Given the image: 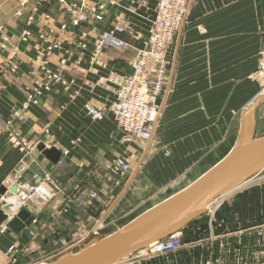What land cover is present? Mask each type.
<instances>
[{"label": "crops", "instance_id": "1", "mask_svg": "<svg viewBox=\"0 0 264 264\" xmlns=\"http://www.w3.org/2000/svg\"><path fill=\"white\" fill-rule=\"evenodd\" d=\"M43 1L33 34L27 43L19 44L20 73L5 79L0 93V187L7 194L0 206L20 198V190L27 191L23 186L35 183V178L50 199L42 201L25 192L28 197L16 212H6L9 219L0 226V264L14 261L10 248L20 244L42 246L59 237L69 243L102 226L120 230L178 192L187 184L175 191L176 179L193 182L231 150L243 112L260 93L253 74L264 31V0H191L182 28L168 47L170 72L150 139L126 142L108 112L95 119L88 109L89 104L101 106L114 98L115 87L101 78L114 72L130 74L134 51L107 49L100 64L89 69L84 81H77L75 90L54 89L39 106L22 113L24 121L16 120L13 111L21 106L22 85L34 86L28 70L42 55L37 33L49 28L44 15H51L55 27L69 22L55 0ZM116 1L120 6L108 5L76 33L87 32L83 37L91 43L122 17L146 36L143 19L124 12L125 0ZM156 1L133 0L131 6L141 15H150ZM17 7L18 0H0V23L15 41L25 23V16H14ZM121 36L132 40L128 33L117 35ZM50 60L56 66V57ZM255 129L258 136L264 134V103L255 112ZM11 130L29 144L27 151L11 143ZM40 142L58 149L61 162L47 159L37 148ZM115 156L132 163L124 177L104 167ZM10 190L18 193L11 196ZM93 192L97 197L91 198ZM217 202L180 232L184 242L180 249L122 264H264V175L252 177ZM22 210L31 214L32 222L19 233L8 232V221ZM81 227L84 231L75 233ZM66 231L75 234L68 238ZM59 251L28 264L50 259Z\"/></svg>", "mask_w": 264, "mask_h": 264}, {"label": "bare ground", "instance_id": "2", "mask_svg": "<svg viewBox=\"0 0 264 264\" xmlns=\"http://www.w3.org/2000/svg\"><path fill=\"white\" fill-rule=\"evenodd\" d=\"M55 1L59 7V10L62 13L69 16V22H61L57 25V27H55L51 24L52 22L51 15L48 13L44 15L43 20L46 23H48L49 28L44 31H38L37 33L38 47H39L38 49L40 50V53H42V55H40L41 58L32 66V68L35 70L33 72H31V70H28V75L32 79L38 82L40 81V86L36 88L42 91V97H44L46 94L53 91L54 89L62 92L70 91V89L75 90L77 81H84L89 69L92 68V66L100 64L101 56L107 49L111 48L126 52L134 51V54L130 62V66L132 68L130 74H122L119 72H114L106 78H101V81H104L105 83H109L115 87L116 91L114 98L108 104H104L101 106H95L89 104L88 109L90 115L95 119H101L104 115V112H108L111 115L112 120L116 125V127L122 132L124 140L126 142H130L135 138H141L144 140L150 139L152 137L153 122L159 115L160 99L165 91L167 79L169 77V72H170L171 61L168 52V47L174 42V40L176 39L182 28V25L189 12V4L191 0H157L154 10L150 15H141L137 10L133 9V7L131 6V4H133V0H125L126 4L121 6L124 12L142 18L143 22L148 27V34L146 36L142 35L133 23L129 21H125V19H123L122 17H118L116 23H114L112 27L100 31L97 34L95 40L91 43L83 37L84 35H86L87 32L84 31L81 36H79L76 33L77 27L73 26L74 22L76 20H80L79 18L81 16L91 13L93 9H98L99 13H102L107 10L108 5L113 4L115 6H120V4L116 0H106L105 2H103V0H55ZM43 4H44L43 0H36L34 2H31V0H18V7L14 13V16L16 18H21L25 16V23L17 41L13 40V38L7 33L5 25L3 23H0V26H3L5 33L9 38V41L7 40L5 42L7 44L6 49L0 51V53H3V59L0 61V63L8 57L9 51L13 46V44L18 45V56H17V61H15V70L13 72V75L9 74L5 76L4 78H2L3 81L9 78L10 76H18V74L20 73L21 65L19 61V44L27 43L29 41L34 31L33 26L36 23L38 14ZM99 13H97L94 17H96ZM94 17H89L88 20H86V22L88 21L89 23ZM125 33H128L131 36L132 40L130 42L126 41L122 36L117 37V35H124ZM261 35L263 36H261V47L258 55V59H259L258 68L256 72L253 74L255 80L259 81L260 83V93L257 95V97L264 94V31L261 33ZM19 38H24L27 41L18 42ZM49 48L51 49L49 51L50 55H47L45 51H48ZM64 51H71L74 55L62 56ZM53 56L56 57L57 60L56 66H54L50 60V57ZM129 78L130 81H138L137 83L141 84V88H139V92H138L139 95L138 97H133V98H127L128 95H126L125 97L121 96L120 101H118V92H117L118 83L116 84L112 81H125L126 79ZM150 80L163 81V84L165 83L164 89L163 91H161L159 97L157 96V92L160 89L158 85L153 87L154 93L152 94L148 91L147 85L144 84ZM44 81H70V87L69 89H66L63 84H54L55 85L54 87H52L49 91H46L44 90V87L41 85ZM0 85L2 86V84ZM34 87L35 85L31 87L32 89L31 92H34ZM73 97L74 96L71 95V98ZM151 99L154 100V102L150 101ZM255 99L247 106V108L255 101ZM263 103H261L260 106ZM30 108L31 107L29 106L27 110H29ZM14 111H13V116L16 118ZM24 111L21 112L19 117H23L22 113ZM121 111L124 113V115L122 116H120ZM255 112L253 119L254 129H255ZM117 119L119 122H123L124 124H126L127 127H130L129 129L131 131L123 132V130L115 122L117 121ZM241 124H242V118H241ZM138 128L141 129L143 132L134 131L135 129ZM240 130H241V125H240ZM255 135L258 136L256 134V129H255ZM8 138L11 141V143H13L15 146L19 147L23 151H27L30 148L29 144L26 141H24L16 131L11 130L8 134ZM39 144H43L45 148H47L44 143L40 142ZM50 148H55V147H50ZM56 150L59 151L58 149ZM44 156L47 158L46 155ZM142 161H143V157L140 159L135 170L133 171L131 179L138 172ZM58 162H61V152L59 155V159L57 160L56 163ZM120 162L126 164L128 168L125 170L122 167H120L119 166ZM104 167L108 173L118 177H124L132 170V163L126 157L115 156L111 158L105 164ZM262 171H264V169ZM261 172L253 175L252 177L260 174ZM252 177H250L249 179H251ZM23 187L25 188V190H27L25 192L37 196L42 201H48L50 199V196L43 189L40 183V179L38 178H35V183L31 185H24ZM25 192H22V189L20 190L19 193L13 190L9 192V195L13 196L18 193V196L21 199L17 197L15 198H17L19 201H21V203H23L22 202L23 196L24 197L26 196ZM6 195L7 194L5 193L3 197H5ZM224 196H220L219 198ZM3 197L1 198V200L3 199ZM95 197H97V193L96 192L91 193V198H95ZM219 198H216L212 202H210L208 204V209L209 206ZM6 205H8V203ZM11 207L12 206L10 205V209ZM148 209L138 214L135 218H137L139 215H141ZM135 218H133L131 221L127 223V225H125L123 228L117 231L120 232L123 229H125ZM182 230L169 235L172 236L178 234V237L181 242L179 248L173 251H176L184 246V242L180 234ZM97 234H98L97 229H93L90 232H88V234L77 240L78 242L81 240L82 243L81 248L84 249L86 247H89L93 243L101 241L102 239H104L106 236L109 235L108 234L102 239L95 241L94 237ZM77 241H74L71 244L72 245L71 247L60 250L59 253L55 254L57 256L33 264L52 262L58 258L79 251L78 250L79 244L77 243ZM156 242L158 241L151 243L149 246H147L146 248L140 251V253H142L145 259L152 258L151 254L154 253L157 254V252L156 251L154 252L153 250H151V252H148V250L145 251L147 248L153 246ZM173 251H169V252H173ZM130 256H128L127 258H129ZM127 258H125L122 262L118 264H122L123 262H125ZM126 262L133 263V260Z\"/></svg>", "mask_w": 264, "mask_h": 264}, {"label": "water", "instance_id": "3", "mask_svg": "<svg viewBox=\"0 0 264 264\" xmlns=\"http://www.w3.org/2000/svg\"><path fill=\"white\" fill-rule=\"evenodd\" d=\"M264 102L260 95L245 110L241 130L231 151L211 169L191 184L135 218L125 229L112 232L89 247L52 262L41 264H118L140 252L155 241L182 230L187 224L208 210V204L242 186L250 177L264 169V134L255 135L254 112ZM38 150L53 163L60 152L38 145ZM6 192L0 187V200ZM10 205L0 206V226L9 219ZM26 210L7 223L8 232L19 233L32 222Z\"/></svg>", "mask_w": 264, "mask_h": 264}, {"label": "built area", "instance_id": "4", "mask_svg": "<svg viewBox=\"0 0 264 264\" xmlns=\"http://www.w3.org/2000/svg\"><path fill=\"white\" fill-rule=\"evenodd\" d=\"M105 1L106 0H103V2H105ZM97 13H99L98 9H93L91 11V13L83 15L84 17L81 16L79 18L80 20H76L74 22L73 26L78 28V27L82 26V24H88V21L86 22V20H88L89 17H94ZM7 40L9 41V38L6 35L3 26H0V51L6 49L7 44L5 42ZM26 41L27 40L24 38H19L18 42H26ZM62 48H63V46H62ZM50 50L51 49L49 48L48 51H45L47 55H50V52H49ZM67 55H74V54L71 51H64V53L62 54V56H67ZM17 56H18V45L13 44V46L11 47V49L9 51L8 57L0 63V84H1V81H3L2 78H4L5 76H7L9 74L13 75V72L15 70V61H17ZM71 67H72V65H71ZM29 70H31V72H33L35 69L31 68ZM112 82H114L116 84L118 83V91H117L118 92V101H120L121 96L125 97L126 95H128L127 98L138 97L139 88H141V84L137 83L138 81H130V78H129V79H126L125 81H112ZM54 84H63L66 89H69V87H70V81H44L41 85L44 87V90L49 91L52 87L55 86ZM144 84L147 85L148 91L152 94L154 93L153 87L158 85V87L160 88L157 92L158 97H159L161 91H163L164 85H165V83L163 84V81H156V80H150ZM1 88L2 87L0 85V90H1ZM36 95H38V96H36ZM40 95H42V91H40L38 88H35L34 92H31L29 94V96L27 97L28 99H26L24 101L22 110H15L14 111L15 116L19 117L22 111L27 110L28 107L31 105L32 101L36 103V101L33 100L34 99L33 97L36 96V99H37V97H39ZM150 101L154 102V100H152V99ZM120 114H121L120 116L124 115V113L122 111ZM115 122L123 130V132L131 131L129 129L130 127H127L126 124H124L123 122H119L118 119ZM134 131L143 132L139 128L135 129ZM119 166L125 170L128 168V166L122 162H120ZM27 197L28 196H25V197L23 196V200H22L23 203ZM77 243L79 244L78 250L82 249L81 248V246H82L81 240L79 242L77 241ZM180 243L181 242H180V239L178 237V234L172 235V236H169L168 238H166L164 240L156 242L153 246H151L150 248H147L145 251H147V250H148V252H151V250H153L154 252L156 251L157 254H155V253L151 254V257H155L156 255L166 254L169 251H173V250L179 248ZM55 256H57V255H55ZM53 257L54 256L48 257V258H53Z\"/></svg>", "mask_w": 264, "mask_h": 264}, {"label": "rangeland", "instance_id": "5", "mask_svg": "<svg viewBox=\"0 0 264 264\" xmlns=\"http://www.w3.org/2000/svg\"><path fill=\"white\" fill-rule=\"evenodd\" d=\"M82 25H84V24H82ZM261 36H263V35H261ZM3 83H4V81H1V84H2L1 87L2 88L0 90V93L3 91V87H5ZM33 83L35 85L34 89L36 87H39L40 86V81L39 82L38 81H33ZM20 90H21V92L23 94V96H22L23 99H22V102H21V106L19 108L15 109V110H22L24 101L26 99H28L27 97L29 96V94L32 91L31 88L26 87V86H23V85H22V89H20ZM36 96H38V95H36ZM36 96L33 97L34 98L33 100H35L36 103L32 101L30 107H32V106H39L41 104L42 95H40L39 97H37V99H36ZM16 118H17L16 120L24 121V118L23 117H20V118L19 117H16ZM260 174H261V176H263L264 175V171H262ZM176 180H177L175 182L176 184L174 183L176 185V187L174 189L175 191L178 190V189H180V188H182V186H185L186 184L188 185V183L190 181V180H182L181 178L176 179ZM217 203H218L217 200L214 201L209 206V209L212 206H214V205L216 206ZM105 227L106 226H102L101 230L100 229H97L98 234L94 237L95 241L99 240V238L102 239L103 237L106 236L105 235V236L102 237L103 234H109V233L112 232L111 230H116V228L118 229V226L116 228L110 227V229H106ZM83 231H84L83 230V227H81L80 231L79 230L78 231H75V233H77V232H81L82 233ZM75 233L74 232L73 233H68V231H66L65 236L68 237V238H70ZM43 236H46V234L43 235ZM61 238L62 237L57 238L58 241L49 240L48 241V244L46 243L47 245H42V246L36 245V244L34 245L33 243L31 245L20 244V245H17V246H13V247L10 248V251H12V253H15V256L16 257L14 256L15 257V260L14 261H11L9 264H28V263H30V262H32L34 260L43 259V257H46L49 254H52V252H55L56 250L58 251V250L66 249V248L72 246L71 244L74 241H70L69 243H65V242L62 243L61 242ZM139 258H144V257L142 255V253L137 252V253L133 254L132 256H130L129 258H127L125 261H130L131 259L138 260Z\"/></svg>", "mask_w": 264, "mask_h": 264}, {"label": "clouds", "instance_id": "6", "mask_svg": "<svg viewBox=\"0 0 264 264\" xmlns=\"http://www.w3.org/2000/svg\"><path fill=\"white\" fill-rule=\"evenodd\" d=\"M20 203H21V202H20L17 198H15V197H13L12 199H10V200L8 201V204L12 206L10 210H11L13 213H15L16 210H17V208L20 206Z\"/></svg>", "mask_w": 264, "mask_h": 264}]
</instances>
